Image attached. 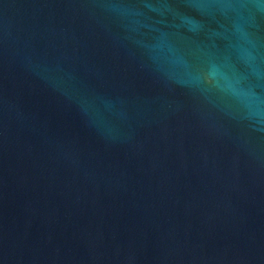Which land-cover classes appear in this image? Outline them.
Returning a JSON list of instances; mask_svg holds the SVG:
<instances>
[{"label": "water", "instance_id": "obj_1", "mask_svg": "<svg viewBox=\"0 0 264 264\" xmlns=\"http://www.w3.org/2000/svg\"><path fill=\"white\" fill-rule=\"evenodd\" d=\"M0 264H264V0H0Z\"/></svg>", "mask_w": 264, "mask_h": 264}]
</instances>
